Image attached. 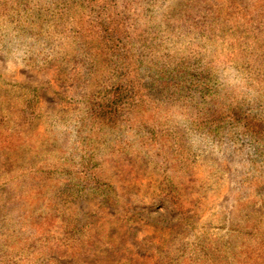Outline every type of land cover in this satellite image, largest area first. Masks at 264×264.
<instances>
[{"label":"rangeland","instance_id":"374dc122","mask_svg":"<svg viewBox=\"0 0 264 264\" xmlns=\"http://www.w3.org/2000/svg\"><path fill=\"white\" fill-rule=\"evenodd\" d=\"M0 262L264 264V0H0Z\"/></svg>","mask_w":264,"mask_h":264},{"label":"trees","instance_id":"16d2710c","mask_svg":"<svg viewBox=\"0 0 264 264\" xmlns=\"http://www.w3.org/2000/svg\"><path fill=\"white\" fill-rule=\"evenodd\" d=\"M105 1V0H104ZM110 9H106L104 7H101L99 10H95V11H92L89 16H94V17H97V16H100V15H103V18L101 20H105L107 15H108V12H109ZM204 18H207L206 16ZM196 27V25H194ZM119 43L116 42V40H114V48H117L119 47ZM198 63H200L199 61H197ZM202 68H204L202 66ZM199 69H193V71L191 73H189V77H195V73H197ZM213 80H206L205 82L202 83V85H200V88L203 87V86H207V87H210V90H209V93L208 95L210 96V94L214 91V87H215V84L218 82V80L213 77L212 78ZM131 84H133L132 81L130 80H126L125 83H124V87L120 90V92L115 96L116 98H114V103L116 102H120L124 97H128V96H131V95H134L135 94V97L136 95L138 94L137 92H134L135 90L132 88ZM102 116V113H96V116L95 118L98 119ZM239 118H234L232 120V122H238ZM73 228V224H71V229ZM72 233H71V237H72ZM171 261H174V260H171ZM0 264H2L0 262ZM170 264V263H169Z\"/></svg>","mask_w":264,"mask_h":264}]
</instances>
